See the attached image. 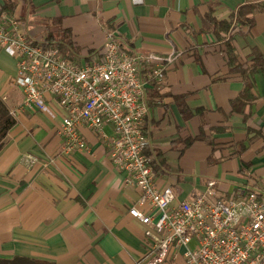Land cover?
I'll return each mask as SVG.
<instances>
[{"label":"crops","instance_id":"0c3cea01","mask_svg":"<svg viewBox=\"0 0 264 264\" xmlns=\"http://www.w3.org/2000/svg\"><path fill=\"white\" fill-rule=\"evenodd\" d=\"M244 4L254 6L253 23L232 21L226 40L240 64L256 56L264 63V0H0V12L38 41L53 36L55 43L66 30L75 57L99 55L114 30L125 49L164 65L159 87L145 89L143 128L156 183L172 188L176 204L203 193L211 179L220 200L244 187L264 193V71L251 77V102L235 105L242 77L230 69L224 39L206 30L208 14L233 20ZM15 73V58L0 49L8 111L23 100ZM47 101L53 117L24 107L0 141V262L146 264L145 226L129 214L138 188L125 183L126 172L86 125L78 130L87 149L64 153L60 109ZM25 155L34 160L25 163ZM163 264L186 262L177 255Z\"/></svg>","mask_w":264,"mask_h":264},{"label":"built area","instance_id":"2783aa9c","mask_svg":"<svg viewBox=\"0 0 264 264\" xmlns=\"http://www.w3.org/2000/svg\"><path fill=\"white\" fill-rule=\"evenodd\" d=\"M0 49L15 58L13 83L23 94L19 107L9 110L11 116L30 107L53 117L47 97L54 99L61 114L64 153L87 149L78 130L86 125L104 141L112 163L126 172L125 183L138 188L129 214L145 226L151 253L146 264H163L177 255L186 264H264L262 191L244 187L220 200L214 197L211 179L203 193L173 204L172 188L156 183L151 159L144 152L148 110L144 96L147 86L159 87L165 67L152 54L128 51L111 30L99 55L67 58L56 47L30 38L14 17L2 11ZM107 125L110 135L103 131ZM33 160L25 155L23 161Z\"/></svg>","mask_w":264,"mask_h":264},{"label":"trees","instance_id":"16d2710c","mask_svg":"<svg viewBox=\"0 0 264 264\" xmlns=\"http://www.w3.org/2000/svg\"><path fill=\"white\" fill-rule=\"evenodd\" d=\"M253 7L254 6L251 4H244L238 7L234 14L233 20L230 19L228 21L215 20L210 14L206 16V21H207L206 30H210L216 36V38L224 39L223 49L226 53L227 60L230 65V69L232 71L237 72L242 77L243 80L242 91L234 101L235 105L238 106L249 104L251 102L250 97H252L251 91L253 89L251 77L253 73L259 69L264 71V63L262 62L260 56H256L250 62L240 64L237 61V56L234 53L233 46L229 40H226L227 38L226 36L232 21L244 26L250 27L252 25L253 20L250 14L252 13ZM61 34H63V37L61 39H58L57 42L55 43L51 41L56 39L53 36H48L47 39L42 40V42L44 44L56 47L59 53L64 57L76 59V60L81 58V57H75V52L73 50H76V48L72 43L69 33L65 30L62 31ZM14 123H15L14 117L11 116L4 103L0 100V141L3 139L8 129H10V127L14 125ZM144 152L147 155V152L145 150ZM150 164L153 171L155 172L156 168L158 167L156 161L151 159ZM0 264H4V263L0 262Z\"/></svg>","mask_w":264,"mask_h":264}]
</instances>
